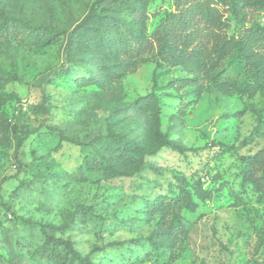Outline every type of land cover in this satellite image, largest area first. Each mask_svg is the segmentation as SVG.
Returning a JSON list of instances; mask_svg holds the SVG:
<instances>
[{"label":"rangeland","instance_id":"obj_1","mask_svg":"<svg viewBox=\"0 0 264 264\" xmlns=\"http://www.w3.org/2000/svg\"><path fill=\"white\" fill-rule=\"evenodd\" d=\"M175 4L0 0V25H22L0 37V264H70L56 239L91 264H264V201L242 174L264 148V10L232 21L256 43L207 74L134 50ZM97 6L108 37L77 28ZM162 136L190 150H156Z\"/></svg>","mask_w":264,"mask_h":264},{"label":"trees","instance_id":"obj_2","mask_svg":"<svg viewBox=\"0 0 264 264\" xmlns=\"http://www.w3.org/2000/svg\"><path fill=\"white\" fill-rule=\"evenodd\" d=\"M114 1L116 0H99V3L107 5ZM258 10H264V0H176L175 10L168 13L164 22L147 39L140 41L134 50L140 55L158 48L165 56L196 61L207 74L219 73L218 69L225 61L240 57L245 49H250L256 43L251 35L238 38L231 34L232 21L239 15L252 17ZM132 12L135 17L142 18L140 10L132 7ZM1 13L3 21L0 25V37L20 35L22 25L18 20L5 12ZM110 22L108 15L103 14L97 6L77 28L83 35L108 37ZM244 67V73L253 72L245 64ZM219 76L223 79L234 78L231 72L225 71ZM163 147H170L181 153L190 150L189 147L164 136L160 138L156 150ZM134 148L141 151L139 146ZM242 174L244 180L258 192L259 199L264 201V148L242 157ZM166 202L177 204L174 197H169ZM63 243L72 252L67 257L70 258V264L74 261L78 264H91L71 243L61 239L54 240V245ZM62 264H66L65 260Z\"/></svg>","mask_w":264,"mask_h":264}]
</instances>
